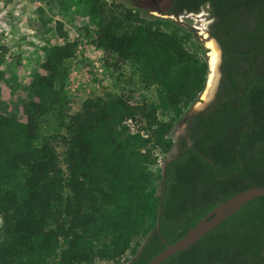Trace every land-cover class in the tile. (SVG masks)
Instances as JSON below:
<instances>
[{
    "label": "trees",
    "instance_id": "obj_1",
    "mask_svg": "<svg viewBox=\"0 0 264 264\" xmlns=\"http://www.w3.org/2000/svg\"><path fill=\"white\" fill-rule=\"evenodd\" d=\"M74 3L93 17L88 41L103 66L119 79L127 64L154 96L133 100L127 85L87 94L69 111L65 61L79 39L55 19L62 41L41 46L42 72L22 85L24 118L0 111V264H144L161 238L172 242L223 198L264 185V0H168L174 15L204 6L220 49L212 97L187 113L209 71L208 49L190 31L121 2ZM178 119L184 128L172 138ZM172 143L162 179L154 150ZM263 244L260 194L156 264H262Z\"/></svg>",
    "mask_w": 264,
    "mask_h": 264
},
{
    "label": "rangeland",
    "instance_id": "obj_2",
    "mask_svg": "<svg viewBox=\"0 0 264 264\" xmlns=\"http://www.w3.org/2000/svg\"><path fill=\"white\" fill-rule=\"evenodd\" d=\"M105 1L108 4L121 2L143 18L166 17L181 28L190 31L191 37L203 47L205 46L199 29L205 25L206 31L209 20L204 6L197 12H182L174 15L165 10L168 0ZM74 2L75 0H0V45L5 47L3 51L0 49V54L3 55L0 67L5 68L3 79L0 80V111L15 112L18 118H24L21 109L26 91L22 85L28 82L32 73L42 72L39 66L43 58L41 46L62 41L54 27L55 19L62 21V26L67 32V39L74 37L79 39L73 55L65 61L69 71L65 83L66 93L70 98L69 111L78 109L82 98L87 94L101 93L105 90L117 92L121 90V87H124L125 91L127 85L135 87L132 93L133 100H138L140 93L149 97L154 96L151 88L145 89L138 84L136 75L130 71L127 64H122L125 76L119 79L109 67L103 66L102 71L97 73L93 61L101 63L102 51L93 47L88 41V38L94 35L96 25L92 16L76 11L77 4ZM38 7H41V10ZM42 18L47 21L42 23ZM82 25L87 26L86 34ZM204 56L208 61L206 50ZM126 76L130 77L129 80L132 83L127 82ZM195 101H200L199 94ZM195 101L188 106L186 113L196 106ZM50 125L51 123L45 125L43 131H50ZM182 126V119L175 121L171 131L172 138L181 131ZM174 149V143H172L164 156H168ZM151 169L155 172L159 168L153 164ZM127 255L128 252H125L124 257ZM96 263L112 264L106 260H97Z\"/></svg>",
    "mask_w": 264,
    "mask_h": 264
},
{
    "label": "water",
    "instance_id": "obj_3",
    "mask_svg": "<svg viewBox=\"0 0 264 264\" xmlns=\"http://www.w3.org/2000/svg\"><path fill=\"white\" fill-rule=\"evenodd\" d=\"M208 36L211 37L210 35ZM216 45L219 51V55H218V62H219L220 49L217 43ZM217 70H218V64H217ZM218 75H219V70H218ZM218 75H217V78H218ZM216 83H217V80H216ZM214 89H213V92H214ZM213 92L211 93L210 97L207 100L202 101L201 105L195 106L192 110L202 108L210 100ZM192 110H190L189 112H191ZM166 158L168 159V157ZM164 167H165V160L161 164L162 179L164 177ZM260 194H264V185H251V186L242 188L228 195L227 197L223 198L222 200L217 202L215 205H213L211 208H209L203 215H201L196 220V222L192 226H190L183 234H181L179 237H177L172 242H168L164 240L163 238H161L164 241L165 245L158 252H156L153 256H151L144 264H156L160 260L168 256L169 254L175 252L176 250H179V249H182L188 246L199 235H201L203 232H205L206 230L214 226L216 223L221 221L224 217H226L229 213H231L241 204L251 199L252 197L260 195ZM156 232L159 233L158 218L156 221ZM262 264H264V244H263V252H262Z\"/></svg>",
    "mask_w": 264,
    "mask_h": 264
},
{
    "label": "bare ground",
    "instance_id": "obj_4",
    "mask_svg": "<svg viewBox=\"0 0 264 264\" xmlns=\"http://www.w3.org/2000/svg\"><path fill=\"white\" fill-rule=\"evenodd\" d=\"M204 28H205V25L202 27H199L200 34L202 35V38L204 39V45L208 49L207 55H208L209 71L207 75L205 88L202 91L200 95V101L196 103V106L201 105L202 101L207 100L210 97L215 87L217 75H218V70H217L218 55H219L218 47L215 41L213 40V38L207 35Z\"/></svg>",
    "mask_w": 264,
    "mask_h": 264
},
{
    "label": "built area",
    "instance_id": "obj_5",
    "mask_svg": "<svg viewBox=\"0 0 264 264\" xmlns=\"http://www.w3.org/2000/svg\"><path fill=\"white\" fill-rule=\"evenodd\" d=\"M93 62H94L93 64L95 66V70L97 71V73H100V71H102V69H103V62L102 61H101V63L96 62V61H93ZM127 122H129V121L127 120ZM165 153L159 151L158 148L154 151V154H155L154 165H157L158 168H161V164H162V162L164 161V158H165V156H164Z\"/></svg>",
    "mask_w": 264,
    "mask_h": 264
},
{
    "label": "flooded vegetation",
    "instance_id": "obj_6",
    "mask_svg": "<svg viewBox=\"0 0 264 264\" xmlns=\"http://www.w3.org/2000/svg\"><path fill=\"white\" fill-rule=\"evenodd\" d=\"M182 121H183V120H182ZM184 124H185V123H184V121H183V126H182V129H181V131H180V132H182V131H183ZM174 148H175V149H174V151H175V150H176V143H174ZM174 151H173V152H174ZM171 153H172V152H171ZM166 157H167V156H166Z\"/></svg>",
    "mask_w": 264,
    "mask_h": 264
},
{
    "label": "crops",
    "instance_id": "obj_7",
    "mask_svg": "<svg viewBox=\"0 0 264 264\" xmlns=\"http://www.w3.org/2000/svg\"><path fill=\"white\" fill-rule=\"evenodd\" d=\"M100 49V48H99Z\"/></svg>",
    "mask_w": 264,
    "mask_h": 264
}]
</instances>
